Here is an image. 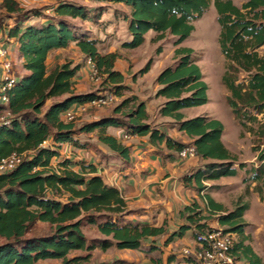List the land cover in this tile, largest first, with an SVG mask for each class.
<instances>
[{
	"label": "trees",
	"instance_id": "obj_1",
	"mask_svg": "<svg viewBox=\"0 0 264 264\" xmlns=\"http://www.w3.org/2000/svg\"><path fill=\"white\" fill-rule=\"evenodd\" d=\"M89 1L122 4L129 9L128 13L117 14L123 15L128 23L130 37L122 44L126 49L140 47L150 31L175 37L178 60L156 77L159 84L156 96L165 98L159 114L174 119L179 130L194 138L192 144L198 156L210 160L183 177L186 186L203 192L211 188L205 182L234 176L238 168H245L244 162L238 168L235 166V156L223 142L224 125L219 119L208 115L185 118L181 112L209 102V86L194 50L181 44L192 35L195 21L214 3L220 25L219 45L226 58L222 80L231 92L228 102L243 128L253 132L254 128L247 123L257 122L256 114L264 110V56L257 51L264 45V0H247L241 6L233 0ZM99 9L100 5L89 8L79 0H58L50 6L31 8L19 0H3L1 5L0 30L7 41L16 43L27 72L12 76L13 84L6 91L8 101L0 102V114H7L8 120V123L0 122V158L14 152L21 155L14 169L0 173V238L3 239L0 264H36L49 259H59L62 264H81L89 260L90 253L83 256L71 255L72 252H91L97 248L106 251L114 246L151 253L156 245L145 249L149 240L166 236L164 242L169 244L189 231L198 248L211 228L209 220L214 214H218L225 232L236 233L238 237L231 249L235 261L242 258L243 264H264L263 258L247 243L251 240L245 220L249 202L238 200L232 210L226 211L222 203L206 194V206L197 200L186 205L181 211L182 224L168 232L164 225L130 219L132 211L121 190L105 182L98 174L97 163L63 155L67 143L79 150L87 149L90 141L81 140L79 135L87 138L94 133L111 153L129 163L131 147L111 134V127L122 128L124 138L148 136L153 146L169 149L168 156L172 158L179 157L180 151L190 144L169 136L159 125L150 122L147 103L137 95H124L130 87L127 77L115 67L118 53L103 52L97 38L75 27L73 21L95 20L101 14ZM47 11L51 12L50 17ZM71 43L77 44L87 62L91 60L104 87L77 92L80 63L65 60L49 69L50 53L67 49ZM152 63L150 59L138 74L149 72ZM241 69L250 72L248 83H236ZM138 74H134V80ZM111 91L121 97L111 112L80 125L67 120V112L76 104L90 102L100 92ZM259 129L263 138L264 125ZM257 161L261 164L252 167L250 179L261 182L264 188V147ZM38 222L51 226V232L30 234ZM85 224L97 226L104 237L87 239L83 231ZM185 259L198 264L192 256L185 255Z\"/></svg>",
	"mask_w": 264,
	"mask_h": 264
},
{
	"label": "rangeland",
	"instance_id": "obj_2",
	"mask_svg": "<svg viewBox=\"0 0 264 264\" xmlns=\"http://www.w3.org/2000/svg\"><path fill=\"white\" fill-rule=\"evenodd\" d=\"M238 5H241L245 0H234ZM44 0H42V3ZM46 2V1H45ZM79 2L87 5V7H96L100 5L99 11L100 16L95 17L93 21H73L75 27H79L80 31H88L93 37L99 40V45L103 52H116L118 53V64L119 67L125 69L127 75V83L130 85H137L133 88L132 92H124L125 95H146L149 100H153L156 91V76L164 67L169 65H174L178 57L175 54V37L169 33H165L162 36L156 34L155 32H150L147 34L146 41L143 45L135 49H126L122 46L123 42L129 39V34L127 30L128 23L123 20V15L120 12L128 13L129 9L122 4H99L97 2H91L89 0H79ZM54 1H48L44 5L50 6ZM27 7V6H25ZM30 8V7H27ZM50 11H47L48 17H50ZM35 20V19H34ZM35 22L40 23V20L36 19ZM195 30L192 35L187 38L181 45L191 47L194 50V55L198 59L199 65L205 75L206 81H208L209 98L210 102L193 108L194 115L210 114V111L223 120L226 127H237L235 122L233 123L234 114L232 108L230 107L228 100L225 96L226 88L221 82V76L224 67V58L220 51L219 45V33L220 25L217 21V11L215 9L214 3H211L210 8L207 12L198 20L195 21ZM77 25V26H76ZM0 45L7 50L6 57H0V81L3 80L6 75L13 76L14 74H23L26 70L24 68V59L21 53L17 50V47L5 40L4 34L0 33ZM159 49H161L159 51ZM7 58V59H5ZM152 59L153 63L151 69L148 73L144 75H139L138 71L141 70L147 62ZM8 60L10 62L9 69L4 68L3 63ZM64 60L72 61L73 64H82L81 75L77 83V89L84 87L89 90H97L102 85V77L98 75L96 78L90 76V69L87 60L80 52L76 43H71L67 49L64 50H54L51 52L49 60V69H53L57 65L64 62ZM2 65V66H1ZM128 67V69H126ZM134 74H138L136 82L133 84L132 79ZM141 97V96H140ZM121 98L110 105L108 108L102 111H95L98 108L93 107L88 111L80 115L75 123L80 125L90 119L94 118L97 114H103L104 112H111L114 106H116ZM156 100V98L154 99ZM152 101L154 105H157V101ZM214 111V112H213ZM193 110H187V114L190 115ZM7 114H0V122L6 117ZM224 115H227V119H224ZM232 117V118H231ZM168 126H172V122L166 123ZM244 133V132H243ZM81 140L87 139L84 134L79 136ZM228 139L231 138L230 133H228ZM240 138V139H239ZM238 139L244 143H255L258 145H264V137L261 140H256L255 138H246L244 134L240 135ZM242 138V139H241ZM66 146L62 153L65 154ZM243 154L249 157L251 151L248 146L242 148ZM76 155L84 157L88 161H96L98 156L101 154V143L94 138L92 142L89 143V147L85 150H73ZM254 163L247 162L246 169L251 168ZM57 165V163H55ZM246 171V170H245ZM251 172L246 171L245 175L241 174L238 177H228L221 180L213 182L217 185H222L223 189L220 192H213L214 197L221 201L226 210L230 211L235 207L236 202L241 200V202H249L250 209L246 212V221L250 224L248 226V231L253 232L256 235V241L253 239V243L257 250L264 254V200L262 196L264 195V188L261 182H255L250 179ZM135 215V214H134ZM131 216L133 219H137L136 216ZM213 222H216V218H213ZM52 230V227L46 223L38 222L30 234H48ZM83 231L87 239H97L102 238L104 235L98 230L97 226L85 224L83 226ZM252 233V234H253ZM252 235L251 233H249ZM254 235V234H253ZM254 237V236H253ZM166 238V237H165ZM165 238H156L155 240H149V245L145 246V249H149L151 245L154 246V251L149 253L146 250H129V249H118L115 246L104 251L100 248L88 251H74L71 255H83L86 256L90 253L89 260L81 264H100L102 262H111L113 264H157L158 261H162V253L166 252L168 255L172 256L171 260L173 262L165 263L163 260L162 264H185L183 259H185L186 248L192 250L195 249L196 243L193 241L191 235H189L186 240L172 242L166 244L164 242ZM255 238V237H254ZM3 239L0 238V243ZM36 264H62L59 259H49L39 261Z\"/></svg>",
	"mask_w": 264,
	"mask_h": 264
},
{
	"label": "crops",
	"instance_id": "obj_3",
	"mask_svg": "<svg viewBox=\"0 0 264 264\" xmlns=\"http://www.w3.org/2000/svg\"><path fill=\"white\" fill-rule=\"evenodd\" d=\"M19 1L24 6L31 8V7L42 6L44 3L51 1V0H44L43 3H42V0H19ZM246 1L247 0H245L244 2H246ZM234 2H235V4H237L236 1H234ZM241 5H238V6H241ZM150 32H153V31H150ZM0 33H2L1 30H0ZM4 36H5V40H6V35H4ZM7 42L12 43L16 46V43H14V42H11V41H7ZM60 50H64V49H60ZM220 51H221V49H220ZM257 51L259 52V54L261 56H264V45L259 47ZM50 56H51V53H50ZM50 56H49L48 62L50 60ZM222 56H223V54H222ZM223 58H224V67H223L224 71L222 72L221 82L224 85V87L226 88L225 96L228 100V97L231 95V92L227 88V86L223 83V80H222L223 74L226 71V58L224 56H223ZM118 62H119V60L117 59L116 64H115L116 69L123 72L124 75L127 77V75L125 73V69H124L125 67L124 68L119 67ZM197 63L199 65L198 61H197ZM200 68H201V66H200ZM126 69H128V67H126ZM26 72H27V70L24 73H26ZM160 72H158V74ZM158 74H157V76H158ZM249 74H250L249 71L241 69V71L239 72V76H238L236 83H239V82L248 83ZM137 79L138 78H136V80ZM136 80L132 79V83L134 84L136 82ZM204 80L206 81L205 75H204ZM206 82L209 86L208 81H206ZM127 84L130 87V89L127 90V92H132L133 88H136V86H137L136 84L134 86L130 85L129 83H127ZM156 84L158 86L157 87V89H158L159 84L157 82H156ZM209 89H210V86H209ZM209 89H208V96H209ZM76 91L77 92H88L91 90L84 88V87H81V88L77 89ZM137 96H139V95H137ZM140 96H139L140 99L147 103L148 111H149V114L151 117L150 122H152L154 125L155 124L159 125V127H161L163 129V131H165L169 136H171L175 139H178V140L185 142V143H192L193 142L194 138L189 136L186 132L179 130L177 124L174 122V119L167 117V116H162L159 114L160 105L165 101L164 97H161V96L157 97L155 95L154 99L156 98V100H154V99L153 100L157 101L158 103H157V105H154V104H152L153 100H149L146 97V95H140ZM120 98L121 97H119V99ZM209 102H210V98H209ZM197 107H199V106H197ZM197 107L184 108L181 110V112L184 114L185 118H191L194 116H198V115H194L195 109H193V108H197ZM105 108H108V107H105ZM105 108L97 109L95 111L96 112L102 111ZM187 110H189V111L193 110V113L188 115ZM249 111L256 114V111L252 108H250ZM205 112L201 113V115L211 116L213 118L219 119L223 123L224 129H223L222 139H223V142L225 143V145L227 146V148L235 156V159H236L235 166L238 168V165L240 162L254 163L251 166V168H249V169H246V167L243 169L238 168V172L236 175L224 176L218 180H221L223 178H228V177H238L241 174L245 175L246 171L251 172V175H252V171H253L252 167L258 166L261 164V162L257 161V156L259 154L260 149L263 148L264 145H258L255 143H244L243 141L239 140L240 139L239 137H240V135L244 134L246 138H255L258 141L262 139V137L260 136L259 127H260V125H264V110H263V112L256 114L258 117L257 122L248 121V123H247L249 126H252L254 128L253 132L243 128L239 119L234 114L233 108H232V112L234 114L233 123L235 122V124H237V127L236 126L226 127L225 122L223 120H221L220 118H218V116L216 114L212 113L211 111H210V114H205ZM103 114H107V112H104ZM103 114H97L92 119L98 118L99 116H101ZM224 116H225L224 119L225 118L227 119V117H226L227 115H224ZM92 119H90V120H92ZM164 122H166V123L172 122V126H168ZM109 132L111 134L115 135L116 137H118L119 139L121 138L125 144H127L131 147L130 162L125 163L119 156L111 153V151L107 147H105L101 142H100L101 143V149H102L101 154L98 156L96 161H90V162H95L98 164V174H100L103 177V179L105 180L106 183L113 185V186H116L121 190L122 195L127 202L128 209L130 211H132L131 214L129 215L130 219H132L134 221H139L142 223H151V224H154L156 226L164 225L168 232H172L182 224L183 219L181 217V211L183 210V208L186 205H189L194 200H197L198 202H200L202 204V206H206V202L204 200V197L206 196V194H210L212 197H214L213 192H220L223 189L222 185H217V184L213 183V182L218 181V180H211V181L205 182L208 186H211V188L207 189L203 192H199L196 188H194L192 186L191 187L186 186V184L183 180V177L185 175L193 172L195 169H197L198 167L202 166L204 163H206L210 160H204L201 157H199L198 155L189 156L187 158H180L178 156L172 158V157L168 156L169 155L168 153H171V151L169 149H167L165 146H161V147L153 146L150 143L148 136L130 135V136H127L126 138H124L123 137V135H124L123 129L122 128H115V127H111L109 129ZM228 133H230V135H231V138H229V139L227 137ZM94 138H96V136L93 133V134H90L87 137V139H85V140H89L90 142H92L94 140ZM96 140L98 141L97 138H96ZM66 146H69L71 148V153L69 154V157L74 158V159H85L84 157H81V156L76 155L74 153L73 150H79V149H76L72 144L67 143L64 145V148ZM246 146H248L250 151H251V154L249 155V157H246L245 154L241 153L243 150L242 148L246 147ZM107 154H108V156H105ZM63 155L65 156V154H63ZM214 199L216 201H218L215 197H214ZM218 202L222 203L221 201H218ZM133 215L134 216L137 215L136 216L137 219H133L131 217ZM245 215H246V213H245ZM214 217L217 220L216 222L212 221V220H214L213 219ZM217 217H218V214H214L212 220L211 221L209 220L210 227L211 228L212 227L224 228L220 224ZM245 220H246V217H245ZM246 222H247L246 233L252 234L253 232L248 231V226L250 223L248 221H246ZM253 234L251 235V240L247 241V243H250L252 245L254 251L257 254H259L263 258V261H264V254L259 252L257 250V248L255 247V244L253 243L254 242L253 239H255V241H256V238H257L255 233H253ZM189 235H191L193 241H195L192 234H191V231H189L186 233V235L184 237L177 238L174 240V242L186 240V238ZM233 236H234V240L237 241L238 237H237L236 233H233ZM165 237L166 236L159 237V238H165ZM168 256H170V255H168V253H166V252L162 253V257H161L162 263H163V260L165 261V263L173 262V260H171V262H170V260L168 261ZM183 262H185V264H196L195 262L190 263L186 259H183ZM244 262H245V260L241 258V260L236 262V263L237 264H243Z\"/></svg>",
	"mask_w": 264,
	"mask_h": 264
},
{
	"label": "built area",
	"instance_id": "obj_4",
	"mask_svg": "<svg viewBox=\"0 0 264 264\" xmlns=\"http://www.w3.org/2000/svg\"><path fill=\"white\" fill-rule=\"evenodd\" d=\"M52 1L55 2L58 0ZM2 3L3 0H0V9ZM7 53V50L0 45V57H6ZM3 65L4 68L9 69L10 62L6 60ZM88 65L90 67V76L92 78L98 77V71L90 59H88ZM1 81L0 102H7L8 97L6 95V91L12 86L14 79L12 76L6 75V77H4ZM118 100L119 96L114 91L100 92V95L90 102L76 104L70 111L67 112L66 118L69 121H74L90 108L96 107L98 109H102L113 105ZM2 121L8 123V120L5 118L2 119ZM64 151L65 156L69 157L71 148L69 147V149ZM196 155L198 154L194 144L192 143L186 145L179 153L180 158H187L189 156ZM20 161L21 155L17 154L16 152L10 154L7 157L0 158V173L11 171ZM234 242L235 240L233 233L225 232L222 227H212L205 233L204 242L201 243L198 248H195L194 250L186 248L184 252L186 256H192L198 264H237L234 256L231 253Z\"/></svg>",
	"mask_w": 264,
	"mask_h": 264
}]
</instances>
